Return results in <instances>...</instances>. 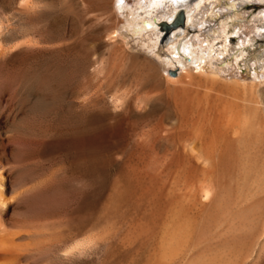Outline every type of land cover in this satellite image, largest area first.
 Masks as SVG:
<instances>
[{"label":"rangeland","instance_id":"obj_1","mask_svg":"<svg viewBox=\"0 0 264 264\" xmlns=\"http://www.w3.org/2000/svg\"><path fill=\"white\" fill-rule=\"evenodd\" d=\"M134 6L0 0L1 172L31 175L3 208L4 262L264 264V138L256 163L234 157L221 139L210 158L204 155L231 95L255 92L264 133V81L251 85L247 68L234 83L208 66L195 69L184 54L181 65L165 58L176 41L200 34L211 40L222 26L238 48L248 25L254 32L245 35L247 58H264V2L202 0L193 14L205 12L200 28L191 17L165 32L159 27L165 19H157V49L137 32L143 19ZM148 60L175 71L173 80H151ZM79 136L86 146L77 160L82 174L59 145ZM35 191L44 195L34 206L51 204L52 216L39 219L36 209L13 205ZM175 231L181 243L164 256Z\"/></svg>","mask_w":264,"mask_h":264},{"label":"bare ground","instance_id":"obj_2","mask_svg":"<svg viewBox=\"0 0 264 264\" xmlns=\"http://www.w3.org/2000/svg\"><path fill=\"white\" fill-rule=\"evenodd\" d=\"M115 1L116 0H100V4L104 8V10H106L109 6H113V8H114ZM256 1L264 2V0H256ZM201 2H202V0H130V4H132V6L137 5V6L133 7L134 8L133 11H134L136 17L138 18V16H141V18L143 19L141 21L142 29L138 28L137 32H139L140 35H141V33H143V34L145 33L146 35H148L149 39L151 40V43L153 44L151 46L154 49H157V47H158L157 42L160 39V35H159L158 29H157V26H158L157 19L164 18L165 21H167V22L173 21L174 18L177 16V14L180 12L182 14L184 23L189 21L191 17H194V22L196 24V27L200 28V25L204 23V19L202 17H203L205 12L203 13L201 11L199 13H196L195 15H193V14L196 12L194 7H196ZM211 5H212V3H209L205 7L208 9ZM255 19H256L255 21L261 20L260 18H255ZM243 29H244L243 33H238L237 31H233L234 34L238 33V35H241L236 42V46H238V48L233 47L234 45H231L230 37H228L227 35L224 34L225 29L223 30V26H222L219 29V32L216 36H211V40H206L201 34L196 35V36H189L188 38H186V39L183 38L179 41L175 40L176 43L173 42V44L174 43L175 44L168 49V53L165 54V58H170V60L173 59L181 65V63L178 59V56L181 54H184L183 58L186 61L195 64L196 65L195 69L204 70L205 67L208 66V67H210L211 71L214 70V71H212V73H214L215 71H219V75H225L227 77H231L234 80V83H235V77L238 78V76L240 75V72L242 71L240 69L241 68H247L248 74H250V80H251L250 84L251 85H253L257 81H259V82L261 80L264 81V58L263 57L262 58L258 57L256 59L247 58V55H249V54H248V51H246L247 50L246 46L250 44V40L248 38H246L245 35H247L249 32H254L253 31L254 26H252V25H248L246 27L244 26ZM199 33H200V29H199ZM173 40H174L173 37H171L168 39L167 43H170ZM147 45H148V43H147ZM249 47H250V45H249ZM179 53H181V54H179ZM245 53H246V55H245ZM146 62L147 63H146L145 69L147 71V75L150 77L151 80L155 81L156 83H159L160 81L164 82L162 79H164L166 81V80L174 78V76H171L167 72V70L162 69L155 62L149 61V60ZM210 75L219 77V75H216V74H210ZM248 93L249 94L246 95L244 98H241L239 96H233L232 97V95H231V98H232V100L230 101L231 104L228 102L230 104V106L227 107L229 110V114H228V116H226L227 115L226 113L228 111L225 113V117H227V118H225V120H224L223 127H221V129L217 128L218 130L216 129L214 131V133L211 135L210 141L208 140L210 143H208L206 146V149L204 152L205 157L210 158L213 155V152H214L213 149L216 148L214 146L216 144L218 145V143L221 142L220 141V139H221L222 140L221 144L223 143V146L227 150H230L231 154L239 160L253 163L255 160L258 161L259 157H260V160L262 159L261 154L262 153L264 154V152L261 153L260 147H261L262 137L264 138V135H263L264 133L260 127L261 124L259 125V120L262 118L261 115L259 114L260 109L258 107H256V105L260 104V101H258V99L255 95V92L249 91ZM227 100H229V99H227ZM221 112L220 113L222 114V116H220V117H222V119H223L224 118V115H223L224 111H221ZM262 116H263V113H262ZM262 121H263L262 123H264V120H262ZM219 122H221V121H219ZM222 123H223V121H222ZM217 127H219V125ZM260 129L262 131H260ZM223 132L229 134L228 136H231V137L225 139L224 137H227V136H224ZM84 143L85 142H84L83 136H79V137H74L72 139H69V140L59 144L64 149V151L67 153V155L71 158V160L74 163V166L77 168V170L81 174H82L83 166H82V163L81 162L78 163L77 160H79V161L84 160V159H82L85 157V156L83 157L84 151L86 149L85 148L86 146H84ZM227 150H226V152H227ZM226 152H225V155L227 154ZM85 153H86V151H85ZM30 154L33 155L32 152ZM220 154H221V151H220ZM225 155L223 154V156H225ZM24 156H27V155L25 154ZM28 157H30V156H28ZM26 159H27V157H26ZM26 161H28V160H26ZM20 163H21V160H20ZM255 163H256V161H255ZM28 164H30V163H28ZM36 164H38V163H36ZM19 165H18V167H19ZM33 166H34V163H33ZM1 169H2V167L0 165V232H2L4 230V228L7 226L6 220L3 217L4 216L3 215V208L6 206V204L8 203V201L10 199L9 194H11V192L14 190L16 191L17 188L21 185L20 182H25L23 180L26 177L27 178H29L28 176L31 177L30 173L27 170H25L23 172L16 173L14 175L9 174L10 176L7 178V176L5 177L2 174ZM32 169H34V168H32ZM29 171L31 172V170H29ZM37 174H38V172H37ZM33 175H34V173H33ZM31 179H29V180L31 181ZM82 179H83V177H82ZM39 182H40V180H39ZM44 187H46V186L44 185ZM42 191H40V192L35 191V192H37L35 194L31 193L30 194L31 196L28 195L27 196L28 198L24 201L21 200V202H18L19 199H17L18 203H15L13 205H17L18 207H23L25 209L27 208V211L29 210L28 212L31 211L30 208H32V211L34 209H36L33 211L34 214H36V216L39 219L41 216L43 218L44 215H48V214L53 213L52 211L55 208L53 209V206L49 203H48L49 204L48 206H44L45 208H41V207L37 208V205H38L37 203L39 202V200L44 195L43 194L44 192H42ZM48 191H49V189H48ZM53 191H54V189H53ZM14 194H16V193H14ZM25 195H23L22 197H24ZM40 196H41V198H39ZM52 196H53V194H52ZM38 198H39V200H38ZM36 201H37V203H36L37 205L34 206L35 205L34 202H36ZM44 202L46 203V201H44ZM40 209H43L44 212L42 213V210H40ZM79 209L81 211L82 207H80ZM82 211H83V209H82ZM36 216H35V218H36ZM51 216H52V214H51ZM49 217H50V215H49ZM29 218H31V217H29ZM35 218L34 219L32 218V219L33 220H39L38 218L37 219H35ZM31 221L32 220H30V222ZM32 227H33V225H32ZM262 230H264V224H263ZM13 231H15V230H13ZM45 232H47V231H45ZM173 233L171 234V237L169 236V238H170L169 241L167 239L166 243L164 242L166 244V246L164 245L165 247L163 248L164 256H166V253L169 254V253L173 252L174 248H175L174 246L181 243L180 242L181 239H179L180 236H178L180 234V232H176L175 234H173ZM14 234H16V233H14ZM5 238H7L6 239V241H7L9 237L6 236ZM5 238H3V239H5ZM14 241H13V243L15 244ZM7 242H4V243H7ZM7 244H9V243H7ZM13 247L16 249L18 248L16 246H13ZM232 248H234V247H232ZM13 249H12V251H13ZM16 249H14V250H16ZM220 249H223V252H224L223 247L222 248L220 247ZM226 251H227V249H226ZM223 252H222V250L220 251L219 257H220V255L223 254ZM18 253L19 252H17V254ZM6 255H7V250L0 249V264H6L7 263V260L4 262V259H6L5 258ZM203 264H205V263H203Z\"/></svg>","mask_w":264,"mask_h":264},{"label":"water","instance_id":"obj_3","mask_svg":"<svg viewBox=\"0 0 264 264\" xmlns=\"http://www.w3.org/2000/svg\"><path fill=\"white\" fill-rule=\"evenodd\" d=\"M183 23H184V21H183V17H182V14L179 12L178 14H177V16L174 18V20L173 21H165V20H162V21H160L159 22V27L161 28V29H163L165 32H168V30L170 29V28H173V27H176V26H180V27H182L183 26ZM167 72L171 75V76H174L175 75V71H173V70H167Z\"/></svg>","mask_w":264,"mask_h":264}]
</instances>
